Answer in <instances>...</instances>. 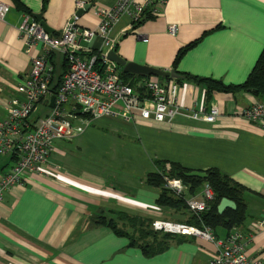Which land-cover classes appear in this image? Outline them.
<instances>
[{"label":"crops","instance_id":"1","mask_svg":"<svg viewBox=\"0 0 264 264\" xmlns=\"http://www.w3.org/2000/svg\"><path fill=\"white\" fill-rule=\"evenodd\" d=\"M18 1L41 16L51 36H58L74 15L79 28H95L99 23L96 10L117 2L47 0L42 12V0ZM78 2L88 5V11H77ZM0 3L9 7L0 19L2 121L6 102L17 95V86L27 77L31 58L40 46L25 53L17 30L25 13L13 0ZM171 25L176 26L174 35L168 33ZM109 38L125 62L167 72L172 71L177 52L199 40L183 55L177 71L239 85L264 48V0H167L154 19L137 28L122 17ZM91 48L101 54L111 50L100 37L92 40ZM61 61L56 55V66ZM176 98L181 107L197 111L216 103L219 116L214 123L176 118L171 124L145 121L137 115L132 122L103 117L74 140L57 142L49 159L51 169L41 168V175L29 176L23 186H14L2 196L0 264H207L216 248L202 238L184 237L181 243H171L166 251L148 258L129 248L125 238L93 224L98 216L112 217L111 212L151 221L180 219L173 210L156 204L160 189L144 181L157 172L159 162L167 164L166 170L176 163L189 171L216 169L230 177L244 189L245 219L237 229L251 233L255 222L264 220V124L248 123L238 114L264 102L247 91H213L208 96L204 85L188 79L177 82ZM13 164L11 157L0 155V175ZM201 192L186 194V198ZM213 232L223 239L228 230L217 227ZM244 253L264 262V230L251 235Z\"/></svg>","mask_w":264,"mask_h":264},{"label":"built area","instance_id":"2","mask_svg":"<svg viewBox=\"0 0 264 264\" xmlns=\"http://www.w3.org/2000/svg\"><path fill=\"white\" fill-rule=\"evenodd\" d=\"M166 2L117 0L110 8L96 10L99 23L95 28H79L74 15L58 36H51L39 21L23 14L17 30L25 53L29 54L38 44L40 47L37 55L31 58L27 77L17 86V95L5 104L6 118L0 121V155L15 159L12 167L0 175V201L8 189L23 186L29 176L41 175V168L51 169L49 159L55 144L74 140L97 119L106 117L132 122L137 115L158 124H171L176 118L205 123L216 121L219 116L216 103L198 111L185 109L177 103L174 79L141 77L123 81L119 67L107 60L108 52L101 54L91 48L92 40L100 37L103 45L114 51L109 32L122 17L128 18L133 28L145 16L156 17ZM85 6L78 2L76 10H83ZM8 10L7 5L0 3V19ZM168 33L174 35L176 26H169ZM53 54L61 56L67 64L56 92L51 91ZM238 116L248 123L264 124V104L254 103L242 109ZM166 187L177 197L186 192L178 179L167 178ZM212 198L211 189L205 185L199 195L186 198V204L192 212L201 213ZM151 228L156 232L198 237L212 243L216 255L207 264H264L244 253L245 242L251 235L264 230V220L255 222L249 234L233 228L223 239L206 226L199 228L154 220Z\"/></svg>","mask_w":264,"mask_h":264},{"label":"trees","instance_id":"3","mask_svg":"<svg viewBox=\"0 0 264 264\" xmlns=\"http://www.w3.org/2000/svg\"><path fill=\"white\" fill-rule=\"evenodd\" d=\"M13 1L18 10L34 18V15L23 7L18 0ZM46 3L47 0H42V12ZM152 19H154V16H145L141 21L137 22L133 28H137L145 21ZM198 41L199 40L191 42L177 52L172 65V72L178 76L175 80L176 83L179 82L180 79L192 80L200 85H204L208 96H210L213 91L225 94L247 91L264 102V48L245 82L239 85H224L220 81L199 79L177 71L178 63L183 55L195 46ZM55 56L56 54H53L51 58V63L54 68V83L51 87L52 92L58 90L62 75L67 69V64L63 58L61 65L59 67L56 66ZM120 77L123 81H127L131 78H141L142 76L123 74L120 72ZM168 79L169 78H166V80ZM14 160L15 159L12 158L13 162ZM157 165L159 166L157 172L147 175L144 181L148 186L160 189L156 204L160 207L171 209L174 213L178 214L181 220L175 223L199 228L201 226H206L212 230L217 227H222L228 231L242 224L246 212V204L243 199L244 189L230 177L219 173L216 169H208L205 171L207 177L204 180L187 178L185 174L190 171L176 163H170L167 170L165 168L167 165L165 162H159ZM167 178L180 180L186 187L187 192L181 197L175 196L166 187ZM204 185L209 186L213 193V198L208 202L205 211L201 213L192 212L186 204V194H188V196L197 194ZM223 198L234 202L236 209L234 211L226 210L219 215L216 207ZM111 214L112 217L110 218L104 215L96 217L93 220V224L106 227L110 229L114 235L125 238L128 241V247L138 249L144 257H153L166 251L171 243H181L184 241L185 236L153 231L151 228L152 221L149 219L138 218L123 212H111Z\"/></svg>","mask_w":264,"mask_h":264},{"label":"water","instance_id":"4","mask_svg":"<svg viewBox=\"0 0 264 264\" xmlns=\"http://www.w3.org/2000/svg\"><path fill=\"white\" fill-rule=\"evenodd\" d=\"M88 9H89V6L86 5L84 11H88ZM34 18L37 21H39L43 29L47 33H49V29L42 21L41 16L37 14V15H34ZM106 58L108 61L114 63L117 67H119L123 74L137 75V76H142V77H156V78H163V79L169 78V79H174V80L178 78V76L172 71L167 72L163 70L150 68L147 66L137 65L135 63H130V62L127 63L123 59H121L114 51H109L107 53ZM185 177L204 180L206 179L207 175L205 172L190 171L185 174ZM235 209H236V206L234 202L228 199H225V198L221 199L216 207L217 213L219 215H221L226 210L234 211Z\"/></svg>","mask_w":264,"mask_h":264},{"label":"rangeland","instance_id":"5","mask_svg":"<svg viewBox=\"0 0 264 264\" xmlns=\"http://www.w3.org/2000/svg\"><path fill=\"white\" fill-rule=\"evenodd\" d=\"M1 157L7 158V156H1ZM170 221L174 223V222H179L180 219L178 217L174 216V217H170Z\"/></svg>","mask_w":264,"mask_h":264}]
</instances>
